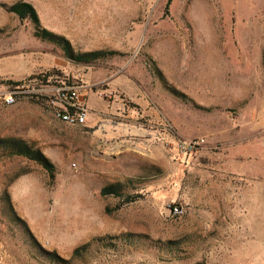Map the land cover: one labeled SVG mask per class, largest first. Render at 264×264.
<instances>
[{"label":"rangeland","instance_id":"1","mask_svg":"<svg viewBox=\"0 0 264 264\" xmlns=\"http://www.w3.org/2000/svg\"><path fill=\"white\" fill-rule=\"evenodd\" d=\"M14 1L0 0V139L54 171L0 146L17 217L0 202V264H49L40 250L67 259L89 241L70 264H264V0H171L166 13L167 0H25L75 51H114L89 64L35 37L2 6ZM68 79L87 85L82 124L54 112ZM116 182L139 197L101 194Z\"/></svg>","mask_w":264,"mask_h":264},{"label":"trees","instance_id":"2","mask_svg":"<svg viewBox=\"0 0 264 264\" xmlns=\"http://www.w3.org/2000/svg\"><path fill=\"white\" fill-rule=\"evenodd\" d=\"M171 0H167L165 4V13L167 12L168 5ZM4 9L7 12L13 13L19 21H29L32 25L33 29V35L37 37L38 39L42 41H48L51 42L57 46H59L64 56L76 63H84L89 64L92 62H95L96 60L103 59L109 55L114 54V51L107 50V49H94V50H88V51H75L68 39H66L64 36L57 34L48 28L44 27L41 22L38 15V12L36 8L28 1L25 0H17L10 4H2ZM148 70L156 77H158L165 86L166 82L164 80V77L162 76L160 70L156 67L155 63L153 61L147 63ZM7 84H19L20 81H12V80H6L2 81ZM70 79L67 80V84H70ZM169 90L174 93L175 95L184 97L185 95L183 93H179L176 89L173 87H167ZM0 146L4 149L10 151L13 154L24 156L30 160H34L37 163H39L45 170H47L50 174H53L54 171V165L49 161V159L36 147H34L32 144L26 143L24 140L16 138V137H6L0 139ZM101 194L103 195H115V196H121L123 197V203H129L135 201L139 195L136 193H123L122 192V183L116 182L111 183L103 186L100 190ZM0 202H3L7 207L2 206L1 210L6 213L10 214L11 220L15 221L17 217L12 212V210L9 212V195L7 193H2L0 196ZM139 235H135L132 233H123L118 237V240L121 243H127V244H137L140 239L138 238ZM106 240L105 237H98L93 239V241H101ZM92 241L85 242L84 244H81L80 246L74 248L72 251V254L69 258L64 259L63 257L59 256L54 251H48V250H40L42 256L45 258V260L49 264H70L71 260H73L76 257H80L84 254L86 250L90 247ZM111 246H116V243H109Z\"/></svg>","mask_w":264,"mask_h":264},{"label":"built area","instance_id":"3","mask_svg":"<svg viewBox=\"0 0 264 264\" xmlns=\"http://www.w3.org/2000/svg\"><path fill=\"white\" fill-rule=\"evenodd\" d=\"M20 86L16 89L20 91ZM13 98L9 95V102ZM51 102L55 105L54 112L62 121L69 124H82L86 121L90 112L88 103L87 85L84 83L71 82L70 84L60 85L54 88V96ZM167 127H164L166 131ZM200 145L199 139H177L175 146L180 152H189ZM175 212H179L180 208L175 206Z\"/></svg>","mask_w":264,"mask_h":264}]
</instances>
